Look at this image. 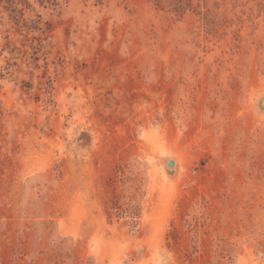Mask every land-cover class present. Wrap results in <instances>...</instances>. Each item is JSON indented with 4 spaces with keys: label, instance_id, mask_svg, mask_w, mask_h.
I'll use <instances>...</instances> for the list:
<instances>
[{
    "label": "rangeland",
    "instance_id": "1",
    "mask_svg": "<svg viewBox=\"0 0 264 264\" xmlns=\"http://www.w3.org/2000/svg\"><path fill=\"white\" fill-rule=\"evenodd\" d=\"M0 264H264V0H0Z\"/></svg>",
    "mask_w": 264,
    "mask_h": 264
},
{
    "label": "clouds",
    "instance_id": "2",
    "mask_svg": "<svg viewBox=\"0 0 264 264\" xmlns=\"http://www.w3.org/2000/svg\"><path fill=\"white\" fill-rule=\"evenodd\" d=\"M149 128H154L155 130L159 131V125H150ZM146 131L143 126L137 129L138 137H142L144 132ZM168 160H175L174 153L168 148L167 143L164 142L163 146L157 150L155 154V158L153 163L157 165V170L161 174L162 177H169L166 172L165 162Z\"/></svg>",
    "mask_w": 264,
    "mask_h": 264
},
{
    "label": "water",
    "instance_id": "3",
    "mask_svg": "<svg viewBox=\"0 0 264 264\" xmlns=\"http://www.w3.org/2000/svg\"><path fill=\"white\" fill-rule=\"evenodd\" d=\"M167 165H168V166H172V165H173V162H168Z\"/></svg>",
    "mask_w": 264,
    "mask_h": 264
}]
</instances>
